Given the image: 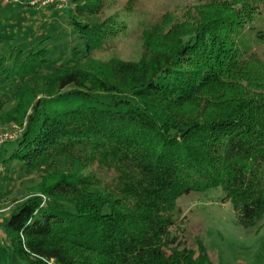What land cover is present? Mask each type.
<instances>
[{"label":"trees","instance_id":"1","mask_svg":"<svg viewBox=\"0 0 264 264\" xmlns=\"http://www.w3.org/2000/svg\"><path fill=\"white\" fill-rule=\"evenodd\" d=\"M263 3H220L178 51L154 42L138 62L100 64L93 55L106 30L95 20L106 0H70L65 16L83 54L59 64L44 48H17L7 66L0 53V125L22 130L0 148V162L39 181V195L0 224V264H212L201 242L196 252L188 247L176 204L209 189L222 190L240 227L256 229L264 218V75H246L247 64L260 63ZM247 81L251 94L237 90ZM207 86L234 87L221 98L229 101L223 112L183 125L169 118ZM153 98L176 107L163 117ZM77 153L95 173H81Z\"/></svg>","mask_w":264,"mask_h":264},{"label":"rangeland","instance_id":"2","mask_svg":"<svg viewBox=\"0 0 264 264\" xmlns=\"http://www.w3.org/2000/svg\"><path fill=\"white\" fill-rule=\"evenodd\" d=\"M2 1L0 37L4 40L0 45V53L6 59L5 65L11 64L13 58L10 55L17 48H44L46 57L59 64L68 62L75 53H84L83 42L67 23L66 11L47 8L36 10L20 4L5 5ZM227 1L230 0H137L130 7L128 0H106L102 15L95 20L105 27L104 45L93 56L100 64L109 60L138 62L146 48L154 42L160 48L178 51L185 48L190 38L195 36L203 20L214 14L220 3ZM261 9L264 12V3ZM248 26L254 27V23ZM255 50L259 54L260 63L247 64V78L250 73H257L255 79L261 73L264 75V58L261 56L264 43ZM190 61L186 58L182 62L188 65ZM2 82L0 77V97L5 94ZM248 82L241 83L237 90L241 88L243 93L251 94L247 88ZM234 92V87H229L223 93L213 86L197 88L193 93L195 97L184 101L171 116L163 109L174 107V100L171 104L164 103L161 98L149 99V102L154 110L164 113L163 117L169 116L175 123L183 125L186 122H202L223 112L229 105L227 100L221 102L223 94L228 96ZM6 111L1 108L0 115ZM21 131L16 126L0 125V136L3 137L19 136ZM10 143L7 141L3 146ZM14 147L15 144L9 145L8 152ZM76 155L81 160L75 158L82 167L81 173L88 176L96 172L94 166L82 164L85 159L82 154ZM188 174L196 177L194 173ZM38 185L37 178L27 175L20 164L13 163L4 168L0 162V224L31 195H39ZM223 197L221 189H209L178 199L176 204L186 219L184 234L188 247L196 252L201 242L212 264H264V218L256 229H243L237 224L230 203H223ZM37 199L47 201L42 196ZM4 239L5 235L0 229V240Z\"/></svg>","mask_w":264,"mask_h":264},{"label":"built area","instance_id":"3","mask_svg":"<svg viewBox=\"0 0 264 264\" xmlns=\"http://www.w3.org/2000/svg\"><path fill=\"white\" fill-rule=\"evenodd\" d=\"M3 4H20L32 9H52L54 11H63L66 10L70 4V0H3ZM17 138L16 135H11L9 137L0 136V148L7 141L13 142ZM2 223V222H1Z\"/></svg>","mask_w":264,"mask_h":264}]
</instances>
